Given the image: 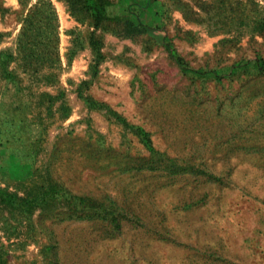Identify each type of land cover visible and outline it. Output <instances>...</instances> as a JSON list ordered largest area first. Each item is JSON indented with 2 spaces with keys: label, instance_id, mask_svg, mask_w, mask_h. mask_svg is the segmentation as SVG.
<instances>
[{
  "label": "rangeland",
  "instance_id": "rangeland-1",
  "mask_svg": "<svg viewBox=\"0 0 264 264\" xmlns=\"http://www.w3.org/2000/svg\"><path fill=\"white\" fill-rule=\"evenodd\" d=\"M0 264H264V0H0Z\"/></svg>",
  "mask_w": 264,
  "mask_h": 264
}]
</instances>
